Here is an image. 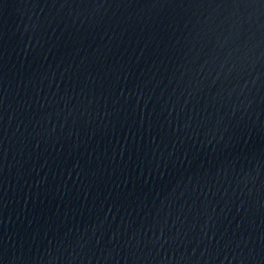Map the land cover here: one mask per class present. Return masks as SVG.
I'll list each match as a JSON object with an SVG mask.
<instances>
[{"label":"water","instance_id":"obj_1","mask_svg":"<svg viewBox=\"0 0 264 264\" xmlns=\"http://www.w3.org/2000/svg\"><path fill=\"white\" fill-rule=\"evenodd\" d=\"M0 264H264V0H0Z\"/></svg>","mask_w":264,"mask_h":264}]
</instances>
